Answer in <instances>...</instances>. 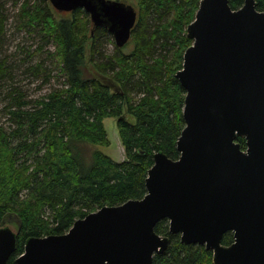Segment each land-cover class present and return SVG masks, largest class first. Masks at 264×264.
<instances>
[{
    "label": "trees",
    "instance_id": "trees-1",
    "mask_svg": "<svg viewBox=\"0 0 264 264\" xmlns=\"http://www.w3.org/2000/svg\"><path fill=\"white\" fill-rule=\"evenodd\" d=\"M6 1L0 0V89L5 88L0 100L6 99L2 111L9 127L0 125V223L18 221L16 248L7 261L15 264L26 238L64 233L76 218L103 205L142 198L155 152L178 158L185 91L174 74L192 42L186 26L199 0H134L137 18L121 47L105 27L93 26L83 9L57 11L49 0L41 7L34 0H9L16 8L12 32L24 28L53 46L29 49L18 43L10 56ZM243 1L228 3L237 9ZM255 2L264 11V0ZM36 56L40 60L32 64ZM52 68L60 87L40 97L27 98L15 85L20 77L41 76L46 83ZM105 118L116 119L121 161L96 147L110 143ZM236 141L245 148L243 137ZM154 230L169 244L152 264H212L211 251L181 243L169 232L167 219ZM231 241L232 232L224 233L221 243Z\"/></svg>",
    "mask_w": 264,
    "mask_h": 264
},
{
    "label": "water",
    "instance_id": "water-1",
    "mask_svg": "<svg viewBox=\"0 0 264 264\" xmlns=\"http://www.w3.org/2000/svg\"><path fill=\"white\" fill-rule=\"evenodd\" d=\"M49 2L83 9L118 47L137 18L118 0ZM186 34L192 42L174 74L185 91L178 158L155 152L142 198L103 205L64 233L26 238L15 264H152L169 244L154 230L161 219L181 243L211 251L212 264H264V11L255 0L237 9L199 0ZM18 228L14 217L0 223V264L15 251Z\"/></svg>",
    "mask_w": 264,
    "mask_h": 264
},
{
    "label": "rangeland",
    "instance_id": "rangeland-1",
    "mask_svg": "<svg viewBox=\"0 0 264 264\" xmlns=\"http://www.w3.org/2000/svg\"><path fill=\"white\" fill-rule=\"evenodd\" d=\"M20 2L22 0H19ZM33 1V0H32ZM37 5H40L39 7H41V5L45 2L43 0H34ZM121 2H125L126 4H130L133 7H136V2L134 0H119ZM43 2V3H41ZM30 4H31V0H30ZM19 5V4H18ZM6 15L8 18L7 24H6V44H5V49L7 51V54L12 55V53H16V47L17 44L19 43L20 45H23L25 47H28L29 49H35V47L37 45H43V50L45 49H53V46L50 45L49 43L46 44L44 43L43 40H41V37L38 36L37 34H34L31 32V34L29 35L28 32H26V30L24 28L20 29V31H15L14 33L12 32L14 30L15 24L16 22L13 20V14L14 12H16V8L15 6H13L11 4V1H6ZM16 30V29H15ZM19 30V29H18ZM33 37V39H32ZM44 44H46L44 46ZM127 47V46H126ZM106 48L107 51H111L112 49V45L110 43L106 44ZM130 48V45L126 48V50H128ZM43 56V55H42ZM21 57V55H18V58ZM39 56H36L35 58H33L32 60V64L35 61H38ZM11 59H8V62H10ZM46 65L49 63L48 61L45 62ZM29 64V62H28ZM52 67V66H51ZM23 66H21L19 69H17V71H15L14 73L18 74L21 70H22ZM51 78L50 80H48L46 83L42 82V77L39 76L37 78H30V79H25V77H20V82H16L15 85H21L24 92L26 93V97L27 98H35V97H40L42 95H44L45 93H47L51 88L53 87H60V79L56 78V71L54 68H52L51 71ZM6 83H8L6 81ZM3 89H5L4 87L2 89H0V91L3 93ZM0 94V95H2ZM4 101H6V99H2L0 100V125L3 126L4 128L8 129L9 127V122L7 120L8 115L4 114L2 111V106L4 105ZM115 118H105L103 120V124H104V128L107 132V136L109 139V145L108 146H96L97 148H99L101 151H103L106 155L110 156L113 160L115 161H121L124 158V153H123V148L121 146L120 143V139L118 136V131H117V126L115 124ZM9 226L15 230V224L14 223H10Z\"/></svg>",
    "mask_w": 264,
    "mask_h": 264
}]
</instances>
